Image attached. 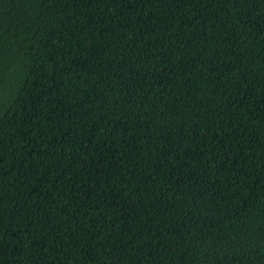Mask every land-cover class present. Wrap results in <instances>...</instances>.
Returning <instances> with one entry per match:
<instances>
[{
  "label": "trees",
  "instance_id": "1",
  "mask_svg": "<svg viewBox=\"0 0 264 264\" xmlns=\"http://www.w3.org/2000/svg\"><path fill=\"white\" fill-rule=\"evenodd\" d=\"M0 264H264V0H0Z\"/></svg>",
  "mask_w": 264,
  "mask_h": 264
}]
</instances>
